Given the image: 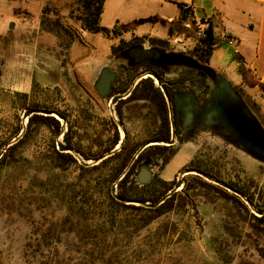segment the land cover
<instances>
[{
    "label": "rangeland",
    "instance_id": "rangeland-1",
    "mask_svg": "<svg viewBox=\"0 0 264 264\" xmlns=\"http://www.w3.org/2000/svg\"><path fill=\"white\" fill-rule=\"evenodd\" d=\"M51 18L55 17L51 15ZM59 18L69 27L60 14ZM187 24L189 27L185 26ZM69 28L75 34L73 41L79 40L83 44L74 29ZM195 29L186 16L184 21L167 25V37L159 39L160 42L147 37L137 42L145 44L147 49L164 47L168 53L185 58V62L180 63L177 77L165 75L162 69L148 65L162 72L163 87L167 83L174 89L169 98L177 110L175 120L180 135L175 138L174 146L186 147L183 143L187 137H194L196 142L190 155L181 151L164 170L161 160L156 159L144 161L137 169V175L143 169L152 179L164 178L178 169L170 182L173 185L178 180L181 182L174 191L178 196L173 208L141 228L137 223L140 213H114L106 206L103 198L106 169L91 173L82 170L79 165L84 159L80 155L71 150L76 163L65 161L58 157L63 152L57 147L59 142L64 144L63 134L67 128H72L73 145L84 150L95 138L99 142L112 134L109 119L115 107L111 97L127 96L140 80L135 71L129 69L136 64L124 63L121 52L107 58L103 69L114 73L115 80L110 85V93L101 94L96 83L103 69L98 68L96 61L90 62L93 66L89 70L78 67L77 61L84 58L75 59L78 54H72L71 47L66 49L62 39L57 37L54 46L55 43L49 45L48 40L42 38L39 52H31L29 47L19 52L15 48L6 49L0 43V264H264V237L251 226L247 213L200 181L220 186L228 194L234 192L226 188V184L234 183L254 197L257 207L264 209V158L232 142L234 139L228 130L234 131L231 120L234 109L214 119L202 115L215 83L203 71L208 64L200 62L195 53ZM39 30L42 31L41 26ZM32 34L25 37V41H31ZM132 39L125 41L132 42ZM86 52V48L82 49L83 54ZM86 55L89 57L92 53ZM232 55L231 47L219 43L210 65H217L221 73L227 74L225 60ZM145 73L141 75L152 78ZM154 84L158 86L157 82ZM124 87L128 90L120 93ZM231 88L255 115L264 132L260 113L264 106V87L251 72L245 71L241 83ZM189 90L194 91L195 96L189 101L178 102L176 98L179 97L174 94L186 96ZM250 92H255V97ZM124 102L121 104L124 124H118L121 132L126 130L127 146L131 147L154 132L157 125L149 103ZM33 114L59 119V134H54L49 126L35 123L36 120L28 125V120L35 116ZM189 115L197 120L202 117V120L191 128L186 123ZM199 124L202 131L197 130ZM4 142L8 145L18 143L1 162L7 150ZM91 147L95 151V146ZM189 159L219 180L203 174L199 175L200 179L195 177L196 172L185 169L188 163L182 167ZM87 162V166L94 163L92 160ZM123 173L110 185V193L114 188L116 196ZM137 175L135 181L141 187L144 184H140ZM88 178L91 187L86 193L77 185L80 181L86 185ZM187 187L190 189L186 190ZM73 190L80 193L79 203L87 201L89 205L74 203ZM162 191L163 187L159 186L158 192ZM140 193L149 196L145 191ZM70 205L75 209L82 207L81 219L76 221L78 216L73 217L71 226L63 227L62 221L68 215ZM95 210L108 217H98ZM249 210L256 212L257 209L249 206Z\"/></svg>",
    "mask_w": 264,
    "mask_h": 264
},
{
    "label": "crops",
    "instance_id": "crops-1",
    "mask_svg": "<svg viewBox=\"0 0 264 264\" xmlns=\"http://www.w3.org/2000/svg\"><path fill=\"white\" fill-rule=\"evenodd\" d=\"M73 1L0 0V43L2 47L6 49L15 48L19 52L29 47L31 52H35L38 51L42 38L48 40L49 45L55 43V46L57 37L39 30L42 10L44 7L50 6L59 11L67 25L72 27L79 39L84 42L81 44L79 40H75L70 49L72 54H78L75 59L84 58L77 61L78 67L89 70L93 66L90 65V62L96 61V64L99 65L98 68L103 69L105 68L103 62L112 56L111 47L118 45L120 39L128 40L130 38L145 37L155 40L165 39L167 37V25L182 20V10L177 6L181 4L183 9L189 10L188 17L194 24L203 19H208L210 22L211 34L214 37L215 44L207 66L212 68L213 74L219 75L231 86H236L241 83L243 72L249 71L258 83L264 87V0H104L99 19V23L103 27L112 28L118 24L131 25L138 20L151 19L150 22L133 26L117 38H107L101 33L82 30L78 22L68 17V8ZM185 26L187 27L188 24ZM31 33L34 37L31 41H25L24 38L28 35L31 36ZM226 38L232 39V46L227 44ZM219 43H226L233 49V55L225 60L228 63L227 74L221 73L222 71L217 65L214 67L210 65L214 49L217 48ZM145 46V44L136 43L126 48L124 52L128 51L132 56L129 58L125 56L126 58H123L124 63L153 65L162 69L165 75L177 77L179 67H181L180 62H185V58L177 59L174 55L168 53L164 47L156 46L147 49ZM84 48L87 50L86 54L90 52L92 55L88 57L83 54L82 49ZM141 50H147L151 54L158 55L157 59H145L144 62L140 57L142 55ZM193 92L189 90L186 96H179V94H174V96L179 97L176 99L189 101L193 95L195 96ZM250 94L255 97L256 93L250 92ZM260 113L264 120L263 105L260 108ZM251 114L255 116L252 112ZM191 117L192 128L201 119L197 120L194 116ZM196 126L198 127L197 130L202 131L203 127L200 124ZM193 138L187 137L183 143L187 146L177 148L174 156L181 151H187L186 154L190 155L191 147H196ZM234 145L237 144L234 143ZM189 162L190 159L189 161L185 160L182 167ZM162 168L164 170L165 166ZM177 171L178 169L174 170L169 176L159 178L170 182Z\"/></svg>",
    "mask_w": 264,
    "mask_h": 264
},
{
    "label": "trees",
    "instance_id": "trees-1",
    "mask_svg": "<svg viewBox=\"0 0 264 264\" xmlns=\"http://www.w3.org/2000/svg\"><path fill=\"white\" fill-rule=\"evenodd\" d=\"M104 0H74L68 8V17L80 24V28L82 30L91 32V33H101L107 38H117L120 37L123 33L129 31L133 26L140 25L146 22H150L151 19H145V20H138L133 22L131 25H124V24H118L113 26L112 28H106L100 25L99 19L102 12ZM180 10H182V20L184 21L186 16H188V9H183L181 4L177 5ZM51 15L55 18H51ZM192 23H194L191 20ZM40 26L42 27V31L51 33L55 35L56 37L60 38V41L65 42V48L69 49L73 43L74 40V32L71 30V28L65 26L60 18H59V11L56 10L53 7L46 6L42 10V15L40 17ZM140 38H133L132 42H126L123 39H120L119 44L116 46L111 47V54L115 55L118 52H122L125 48L128 47L130 44H136ZM160 42V40H158ZM215 40L213 35L211 34V26L209 28V31L207 32V36L205 39L197 41V46H195V53H197L198 60L202 62L203 64H207L209 61V58L212 54L213 48H214ZM131 70L135 71V76H138L140 79L134 87L129 91L128 97L125 99L127 101L131 100H137V101H146L151 103L152 109L155 110L156 115L155 116V123L156 128L153 133V139L152 142L154 145H151L147 147L146 149L138 152L139 150V144H135L134 146H127V140L124 142V144L117 150L114 151V153L105 158L101 159V153L99 150V142L98 138H95L92 145L87 150L82 149L81 146H73L72 144V137H71V128H68V131L63 134V140L64 145L68 152L66 153H60L58 155L59 158H63L65 161L69 160L70 162L76 163L77 159L72 155L71 150L75 151L78 155H80L84 162L87 161H93L94 163L87 166L84 164H80L79 167L82 170H86L87 172L91 173L94 171H99L100 169H106L107 174L105 178H103V183L106 184L105 190L103 193V198L106 203V206L109 209H112V212H121V211H127V212H138L141 214V216L138 215L137 223H139V227H145L147 226L152 220L156 219L157 217L162 216L163 214L167 213L173 208V203L178 194H175V192H172L163 202H161L159 205H157L154 208L146 207L144 204L149 202V204H153L155 202H158L162 197H164L172 188L173 184L172 182H166L161 180L159 177L151 179L148 183L144 184L143 186L139 187L136 184L135 176L137 175V169L140 166L139 161L147 156H151L153 158H157L161 160L162 167L165 166L169 160L174 156L176 153L177 148L169 144V141L171 140L172 133L173 135H177V120L176 115L174 112L173 102L171 101V98H169L172 95V92L174 89H168L166 85H164V90L167 95V97L170 99L171 106L169 107V104L167 102L166 97L164 96L163 91L160 87L156 86L154 82H156L154 79L149 77H144V75H141V73L144 72H152L156 77L159 79H162V72L161 71H155L151 66L148 64H140L136 65L132 68H129ZM139 70H141L139 72ZM132 79V78H131ZM134 79V77H133ZM131 80V82L133 81ZM173 84V83H171ZM120 90H117V92L124 93L128 90V87H124ZM124 100V101H125ZM122 101V103H125ZM119 103V101H118ZM115 109L118 110L119 114H122L121 110V104L115 105ZM58 114V113H57ZM35 115L33 118H30L28 120V125H31L33 121L35 123L49 126L53 133L59 134L60 132V122L54 118L53 116H42L38 114ZM172 116L174 117V121L172 120ZM171 120L173 123V127L171 126ZM115 125V124H114ZM18 134V133H16ZM15 134V135H16ZM114 136L116 137L117 129L116 125L114 126ZM116 139V138H115ZM7 142V141H6ZM4 142L3 145L6 143ZM17 143H14L12 145H8L7 143V150L6 154L2 155L3 162L4 159H6L9 156V153L11 150L15 149L17 147ZM2 145V146H3ZM91 146H95V151L91 150ZM111 148L107 147L104 151L108 152ZM136 156V158H134ZM88 163V162H87ZM59 167V165L57 166ZM186 170L197 172L198 175L195 177L199 178V175L203 174L208 177H213L219 180L216 176L210 175L208 172L201 170L197 165H195V161L192 160L188 163V165L185 167ZM124 172V173H123ZM123 173V176L121 177L120 181L117 184L118 187V193L117 196L124 200V202L118 201L115 199L112 194L110 193V185L112 182ZM200 179V178H199ZM201 184L208 186L209 188H213L216 193L222 195L224 198L228 199L233 205L236 207L243 209L245 213L248 215V219H250L251 226L255 228L263 237H264V209L257 207V205L254 202V197L248 195L247 192L242 190V187L236 186L234 183L226 184V188H230L234 191L233 194H228L226 189L220 187V186H212L213 184L210 183H204L202 180ZM91 180L88 178L86 185L83 183L77 185L80 190H83L87 193L88 188H90ZM75 185V184H74ZM173 185V186H172ZM162 186L163 191L161 193L158 192V187ZM187 189H190V187H187ZM140 191H145L149 194L148 197H144ZM74 193V203L85 206L89 205L86 204V202L79 203V194ZM83 194V193H82ZM91 193H89L90 195ZM127 201H130L131 203H127ZM138 204V205H135ZM250 204V205H249ZM249 206L254 207L255 211L262 212L261 215L257 216L255 213L249 210ZM97 212V216L100 218L105 219L106 216L101 213L98 210H95ZM80 212H83L82 207L79 209H75L73 205H70L68 208V215L63 219L62 224L63 227L66 224H69L71 226L72 224V218L77 217L76 221H80L81 217ZM92 216H95V214L92 212ZM115 216V215H114ZM70 229V228H69ZM72 230H70L71 232ZM51 228L48 229L47 236L50 234ZM63 233V230L60 231V235Z\"/></svg>",
    "mask_w": 264,
    "mask_h": 264
},
{
    "label": "water",
    "instance_id": "water-1",
    "mask_svg": "<svg viewBox=\"0 0 264 264\" xmlns=\"http://www.w3.org/2000/svg\"><path fill=\"white\" fill-rule=\"evenodd\" d=\"M12 26V24H11ZM10 26V27H11ZM142 55L140 57L144 61L145 59L149 60H156L157 56L154 55V53L151 54V52L147 50H141L140 51ZM129 58L132 56L131 53L128 51L124 52V50L120 53V57L122 58ZM176 57V56H175ZM177 59H180L179 57H176ZM182 58V57H181ZM145 62V61H144ZM182 63V62H180ZM141 64V63H139ZM137 65V64H136ZM204 73H206L210 78L214 81L215 85L213 89L211 90V99L209 103L206 105L205 110L203 111V116H208L211 119H214L218 117L221 113H230L232 109H234L231 112V120L233 122L232 128L228 131L232 134V142L237 144L239 147L245 149L249 153L263 157L264 158V132L258 125L256 119L251 114L250 110L247 108V106L242 101L241 97L233 91L231 88V85L226 82L223 78H221L217 74H213L212 68L209 66L203 67ZM147 76H151L156 82L157 85L161 88V90L164 93V96L167 99L168 104H170L169 98L167 97L164 87L162 85V81L156 77L153 73L147 72L145 73ZM115 80V74L109 72L107 69H103L100 72L98 81H97V90L101 94H108L110 93V85ZM121 96L119 95H113L111 97V103L114 104L117 100H119ZM178 102H184L183 99H177ZM183 107H180V110H182ZM29 113H27L28 115ZM46 114H51V112H46ZM188 118V121H187ZM185 119V118H184ZM202 120V117H200ZM192 117L186 116V123L188 122L189 127L192 126ZM200 121V120H199ZM185 122V121H184ZM201 122V121H200ZM187 125V126H188ZM171 126L173 127V123L171 122ZM173 138L169 141V144H173ZM57 147L61 152H66L67 149L65 145L61 142L57 143ZM142 148L138 150V152L141 151ZM82 164L87 165V162L82 161ZM197 173V172H196ZM138 181L140 184H146L150 181L151 175L150 173L144 171L143 169L140 170V172L137 175ZM181 186V182L178 180L175 182L173 188L164 196L162 197L158 202H155L153 204L145 203L144 205L149 208H154L157 205H159L161 202H163L172 192H174L178 187ZM229 190L233 191L232 189L228 188ZM234 192V191H233ZM111 193L114 196L115 199L118 201L124 202L123 199L119 198L115 195L114 188L111 189ZM127 203H131L130 201H127ZM250 205V204H249ZM257 214L261 215L262 212L256 211Z\"/></svg>",
    "mask_w": 264,
    "mask_h": 264
},
{
    "label": "flooded vegetation",
    "instance_id": "flooded-vegetation-1",
    "mask_svg": "<svg viewBox=\"0 0 264 264\" xmlns=\"http://www.w3.org/2000/svg\"><path fill=\"white\" fill-rule=\"evenodd\" d=\"M153 68V67H152ZM153 70H155L156 72L157 71H159V70H157V69H155V68H153ZM136 84V83H135ZM134 84V85H135ZM164 85H166L167 86V88L168 89H171L170 88V86L171 85H169V84H164ZM112 91H113V89H111ZM128 95H129V93L127 94V96H121V98L119 99V100H117L113 105L115 106V105H118V104H122V101H124L127 97H128ZM118 101H119V103H118ZM130 102H137V100H131ZM144 102H146V101H144ZM147 103H149V102H147ZM150 105H151V103H149ZM152 110V112H154V115H156V113H155V110L154 109H151ZM52 111L53 112H56V113H59L57 110H55V109H52ZM174 112H175V115H176V117H177V110L175 109V106H174ZM113 115H111V119H109V125H110V127H111V131H112V134L111 135H109L108 137H107V139L106 140H99V150H100V153H101V159L103 160V159H105V158H107V157H109V156H111L113 153H114V151H117L123 144H124V142L128 139V136H127V133H126V130H123L122 132L119 130V124L121 125V126H123V124H124V114H123V111H122V114L120 115L119 114V112H118V110L117 109H114L113 110ZM61 115V114H60ZM62 117H64L63 115H61ZM58 121H59V119H58ZM151 122V121H150ZM119 123V124H118ZM116 125V129H117V134H116V137L114 136V134H113V132H114V126ZM150 126H151V124H149ZM72 129V128H71ZM68 131V128H67V130H66V132ZM153 133L154 132H150L149 133V135L148 136H146L140 143H139V149L140 148H142L141 149V151L142 150H144V149H146L147 147H149V146H151V145H154V143L152 142V139H153ZM54 134H56V133H54ZM179 137L180 135L178 134V135H173V133H172V137H171V139L172 138H174L173 139V141L175 142V138L176 137ZM116 138V139H115ZM173 142V143H174ZM73 144V143H72ZM167 145H172V144H167ZM74 146V145H73ZM107 147H110L111 149L108 151V152H106V151H104ZM66 152H68V151H66ZM66 152H63V153H66ZM134 158H136V156L134 157ZM154 159H156V160H159V159H157V158H153V157H151V156H147V157H145V158H143V159H141L140 161H139V163H140V165L144 162V161H146V160H154Z\"/></svg>",
    "mask_w": 264,
    "mask_h": 264
},
{
    "label": "built area",
    "instance_id": "built-area-1",
    "mask_svg": "<svg viewBox=\"0 0 264 264\" xmlns=\"http://www.w3.org/2000/svg\"><path fill=\"white\" fill-rule=\"evenodd\" d=\"M195 27L196 29L194 30V36L197 41L203 40L207 36V32L209 31L210 28V22L208 19H203L198 21L197 23L195 22ZM189 27V26H187ZM226 42L229 46L233 45V41L231 38H226Z\"/></svg>",
    "mask_w": 264,
    "mask_h": 264
}]
</instances>
